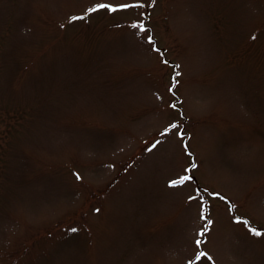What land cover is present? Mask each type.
Returning <instances> with one entry per match:
<instances>
[{"label": "rangeland", "instance_id": "1", "mask_svg": "<svg viewBox=\"0 0 264 264\" xmlns=\"http://www.w3.org/2000/svg\"><path fill=\"white\" fill-rule=\"evenodd\" d=\"M248 227L264 0H0V264H264Z\"/></svg>", "mask_w": 264, "mask_h": 264}, {"label": "snow or ice", "instance_id": "2", "mask_svg": "<svg viewBox=\"0 0 264 264\" xmlns=\"http://www.w3.org/2000/svg\"><path fill=\"white\" fill-rule=\"evenodd\" d=\"M152 2L154 3L155 2V0H152ZM134 5H130V4H120L119 6H118V8H120V9H127V8H130V7H133ZM118 8L117 7H113L112 5H110V4H104V3H98V4H96L95 5V7H91V8H88L87 9V12L88 13H93V12H96V11H98V10H100V9H107V10H109V11H117L118 10ZM84 17H80V16H72L71 17V20H73V21H75V20H80V19H83ZM140 27H141V29L142 30H144L143 29V25H140ZM253 38H255V37H253ZM149 39L151 40V37H149ZM165 63H167V61H165ZM176 67H179L178 65L176 66ZM180 75V73L179 72H176L175 73V76L173 77V84H172V87L169 89V91L170 92H172V90L176 87V84L178 83V81L176 80V77H178ZM177 103H180L179 101H175V102H173V103H171L170 104V107H172V108H176L177 107ZM176 129H180L178 132H177V134L178 135H180L181 137H183L184 135H185V133H184V131L181 129V126L180 125H178V124H171L170 125V129H166L165 130V132H168V131H170V130H176ZM157 143H159V142H157ZM153 147H155V144L153 145ZM191 167L192 168H195L196 167V165L195 164H192L191 165ZM185 171H188L187 169L185 170ZM77 179H81V177L77 174ZM192 179V177L190 176V175H183V176H181L179 179H175V180H171L170 181V186H177V185H180V184H184L186 181H189V180H191ZM214 195H217V196H219V194L218 193H215ZM221 198H223V197H221ZM190 199H194L193 197H190ZM234 208V205H231L230 204V206H229V209H230V211L232 210ZM98 211V210H97ZM201 218L202 219H205L207 222H206V224H205V226H204V228L201 230V232H200V236L201 237H205L206 236V233L209 231V226L212 224V221L210 220V219H207V217H205L204 215H203V213H202V215H201ZM235 219V222H237V223H244L245 224V226H248L249 225V222L247 221V220H241V218L240 217H235L234 218ZM248 230L250 231V233L252 234V235H254V236H257V237H259V236H264V231H262V230H258L257 228H255V227H248ZM69 231H71V232H76L77 231V229L76 228H71V229H69ZM204 242V240L203 239H197L196 241H195V243H196V245L197 246H200L202 243ZM202 257H207V259L209 260V261H211L213 258L211 257V256H209L206 252H204V251H200L198 254H197V256H196V259L197 260H200Z\"/></svg>", "mask_w": 264, "mask_h": 264}]
</instances>
